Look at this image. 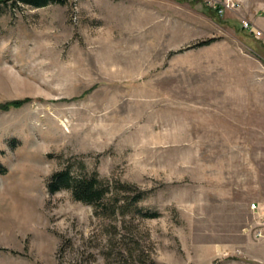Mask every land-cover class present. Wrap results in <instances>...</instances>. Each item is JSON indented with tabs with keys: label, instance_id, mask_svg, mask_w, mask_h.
I'll use <instances>...</instances> for the list:
<instances>
[{
	"label": "rangeland",
	"instance_id": "1",
	"mask_svg": "<svg viewBox=\"0 0 264 264\" xmlns=\"http://www.w3.org/2000/svg\"><path fill=\"white\" fill-rule=\"evenodd\" d=\"M256 1L0 5V264H264Z\"/></svg>",
	"mask_w": 264,
	"mask_h": 264
},
{
	"label": "trees",
	"instance_id": "2",
	"mask_svg": "<svg viewBox=\"0 0 264 264\" xmlns=\"http://www.w3.org/2000/svg\"><path fill=\"white\" fill-rule=\"evenodd\" d=\"M22 4L32 7L40 8L47 4H62L66 0H17ZM11 0H0V5H4ZM212 11V10H211ZM209 41H204L197 43L206 44ZM21 104V102L11 101L3 105H0V109L16 108ZM96 181L94 178L83 180V179H74L70 176L68 170H60L53 173L46 183V189L49 193H55L58 190L64 189L72 196L76 201L85 203V204H94L98 201L102 195V189L94 184Z\"/></svg>",
	"mask_w": 264,
	"mask_h": 264
},
{
	"label": "built area",
	"instance_id": "3",
	"mask_svg": "<svg viewBox=\"0 0 264 264\" xmlns=\"http://www.w3.org/2000/svg\"><path fill=\"white\" fill-rule=\"evenodd\" d=\"M207 3L209 5L208 7L216 10L218 14H221L223 11H232L234 10L236 5L233 0H208ZM240 28L256 39L259 38L262 34L259 30L254 28L249 21L246 20H240ZM250 208L258 210L254 213H256L258 217H260V222L257 223L258 229L254 231L255 238H258L261 235L260 227H264V208L255 207L253 204H251Z\"/></svg>",
	"mask_w": 264,
	"mask_h": 264
},
{
	"label": "crops",
	"instance_id": "4",
	"mask_svg": "<svg viewBox=\"0 0 264 264\" xmlns=\"http://www.w3.org/2000/svg\"><path fill=\"white\" fill-rule=\"evenodd\" d=\"M241 1V5L242 7H251L255 10H260V8L262 7L261 3L259 1H256V0H240ZM246 9V8H245ZM256 26L259 28L260 27V30L264 31V24L263 25H260L258 22H256ZM262 33V32H261Z\"/></svg>",
	"mask_w": 264,
	"mask_h": 264
}]
</instances>
